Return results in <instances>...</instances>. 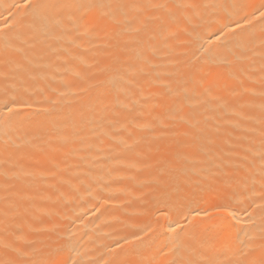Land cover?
<instances>
[{"label": "bare ground", "instance_id": "bare-ground-1", "mask_svg": "<svg viewBox=\"0 0 264 264\" xmlns=\"http://www.w3.org/2000/svg\"><path fill=\"white\" fill-rule=\"evenodd\" d=\"M41 2L0 0V264H139L182 235L175 221L209 223L180 213L223 204L238 219L212 233L229 239L184 258L226 264L244 241L264 259V24L225 27L264 0H104L199 7L118 22L63 8L46 26Z\"/></svg>", "mask_w": 264, "mask_h": 264}, {"label": "snow or ice", "instance_id": "snow-or-ice-1", "mask_svg": "<svg viewBox=\"0 0 264 264\" xmlns=\"http://www.w3.org/2000/svg\"><path fill=\"white\" fill-rule=\"evenodd\" d=\"M29 7H33L40 14L41 22L46 26L48 23H59V9L63 8H72L74 7L79 12V17L81 21L86 20L88 16L93 12H98L101 18L110 19L113 22L117 21L116 13L119 12L122 15H126L125 10L127 8L136 9L138 15H143L145 9H155L159 12L170 13L171 8H176L178 10H184L188 8H197L198 5L195 4H169L167 2L161 3H147V4H111L106 3L104 0H73L72 3H69L68 0H44V2L37 3L32 5L31 3L28 5ZM203 7L207 8L209 5H203ZM216 12L226 11L229 7L239 8L243 10L247 7L246 4L239 5H228L225 3H215L211 5ZM260 20L262 24H264V2H262L258 7L254 9L251 15H245L242 17L243 23L240 21L235 22V27H231L226 25L225 27H230L232 32H235L236 29L242 28L244 25L251 24L253 20ZM140 29H134V31H139ZM222 31V30H221ZM219 39V36H217ZM127 48V44L125 45ZM201 50L203 46H201ZM207 51V50H204ZM195 55V53H194ZM118 75V73H117ZM113 83H115V78H113ZM91 85H88L85 88H82L81 91H87ZM264 95V93H262ZM4 108L9 112L14 111V106L17 104L15 99H5L4 100ZM176 107L179 108V100L176 101ZM261 121L264 123V104L261 105ZM260 166L258 173L253 176V184L256 182V175L259 177V182L261 187L264 188V142H262L261 150L259 154ZM185 170L191 172L193 174H197V164L194 161H184ZM200 171H204L201 169ZM264 199V196H262ZM261 210L264 211V205L261 206ZM195 214L196 216H200L206 218L209 222L204 225L201 229L199 225L195 228L185 230L183 226L180 225L179 220L175 221L178 226L181 227L182 235H178L170 245H165L164 247L157 250L156 255L146 261L139 262V264H201V262H194L190 259H185L182 255L183 253L192 251L194 249H214L215 246L221 243V240H228L229 238H221L219 236H215L212 233V229L214 223H220L223 220V217H230L232 219H238V210L233 208L231 204H223L216 205L214 210H204L200 211L198 209H190L186 214L180 213L184 215V218L187 220V217ZM250 215V214H249ZM188 224H191V221H188ZM137 240H140L141 237L137 236ZM245 242L238 241L236 242L234 251L238 254V258L233 260H228L226 264H257L255 261H250L248 259V254L245 250ZM226 247H231L230 244H226ZM74 250V249H70ZM43 264H55L54 261H45ZM63 264H80L79 261L72 260L70 257L68 260H65ZM114 264H134V262L130 261H118L114 262ZM203 264H217L216 261H205ZM258 264H264V259L260 260Z\"/></svg>", "mask_w": 264, "mask_h": 264}]
</instances>
